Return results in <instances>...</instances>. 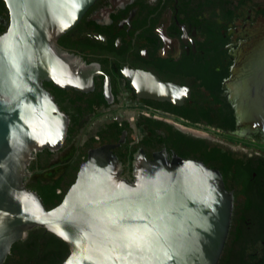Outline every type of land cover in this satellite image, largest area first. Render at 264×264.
<instances>
[{"label":"water","instance_id":"1","mask_svg":"<svg viewBox=\"0 0 264 264\" xmlns=\"http://www.w3.org/2000/svg\"><path fill=\"white\" fill-rule=\"evenodd\" d=\"M96 0H5L9 24L0 34V264L29 229L42 226L67 242L61 264H217L228 235L234 189L220 169L177 155L164 129L140 130L162 144L148 158L143 147L89 149L63 199L48 208L27 186L33 159L62 149L69 114L44 85L95 89L106 75L109 104L135 97L184 103L189 87L164 82L129 64L69 51L57 40ZM246 117L264 133V69L256 70ZM245 115V113H243Z\"/></svg>","mask_w":264,"mask_h":264},{"label":"flooded vegetation","instance_id":"2","mask_svg":"<svg viewBox=\"0 0 264 264\" xmlns=\"http://www.w3.org/2000/svg\"><path fill=\"white\" fill-rule=\"evenodd\" d=\"M0 2L1 34L10 19L5 0ZM57 42L69 51L115 59L189 87L191 96L182 104L141 96L109 104L104 74L95 76V89L89 92L45 79L70 124L62 149L47 165L36 167L31 161L27 184L40 178L31 180L34 170L48 169L72 145L70 157L55 164L54 179L69 181L89 149L118 143L126 127L123 147L113 150L125 160L127 149L142 146L153 158L162 144H152L140 130L148 123L165 130L177 155L220 169L226 187L235 191L217 264H264V133L246 117L253 78L264 69V0H96ZM39 227L12 245L3 264L62 263L69 245L58 235L51 239L47 228L39 234ZM65 244L69 251L63 255Z\"/></svg>","mask_w":264,"mask_h":264},{"label":"trees","instance_id":"3","mask_svg":"<svg viewBox=\"0 0 264 264\" xmlns=\"http://www.w3.org/2000/svg\"><path fill=\"white\" fill-rule=\"evenodd\" d=\"M1 1V0H0ZM1 3V2H0ZM49 158H46L45 160L38 161L36 160V167L39 166H45L49 162ZM31 170H33L34 166L30 167ZM76 176L71 178L69 181H64L63 178H57L54 179L53 181H45L41 178H37L34 180L31 184H27L29 188H35L37 191L41 194L42 198L44 199L45 204L47 205L48 208L55 206L58 204L64 197L65 193L67 192L68 188L70 185L75 181ZM40 230L39 234L45 233L47 229L45 227H39ZM51 236V239H57L58 236L56 234L50 232L48 233ZM69 251L68 246L65 244L64 247L62 248V253L63 255L66 254Z\"/></svg>","mask_w":264,"mask_h":264},{"label":"rangeland","instance_id":"4","mask_svg":"<svg viewBox=\"0 0 264 264\" xmlns=\"http://www.w3.org/2000/svg\"><path fill=\"white\" fill-rule=\"evenodd\" d=\"M71 146H68L66 149L61 151L58 154V156L49 164L48 169L41 170L40 172H35V170H34V173H33L34 176L31 178V180H34L35 178L40 177L41 179H43L45 181H53L56 174L58 173V170H59V165H55V164L60 162V161L66 160L67 158L70 157ZM53 165H55V166H53Z\"/></svg>","mask_w":264,"mask_h":264}]
</instances>
